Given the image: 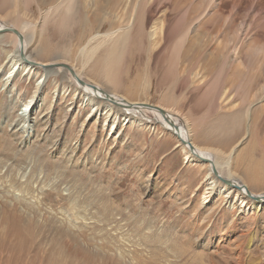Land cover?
I'll list each match as a JSON object with an SVG mask.
<instances>
[{
	"label": "rangeland",
	"instance_id": "rangeland-1",
	"mask_svg": "<svg viewBox=\"0 0 264 264\" xmlns=\"http://www.w3.org/2000/svg\"><path fill=\"white\" fill-rule=\"evenodd\" d=\"M61 1L0 0L2 22L23 34L35 25L28 54L39 64L13 70L12 52L3 51L9 34L0 37V159L43 167L50 198L59 201L55 189L64 198L55 211L74 219H34L30 238L43 262L28 246L13 264H80L59 245L63 236L77 237L91 258L84 264H264V205L256 210L233 191L222 194L217 185L229 186L218 179L207 185L208 164L184 161L160 125H134L115 111L96 115L53 71L63 61L88 82L89 69L103 80L95 64L115 49L112 77L131 100L180 115L190 140L223 173L264 193V146L253 141L254 130L264 139V0ZM109 31L126 37H104ZM165 69L169 79L161 82Z\"/></svg>",
	"mask_w": 264,
	"mask_h": 264
},
{
	"label": "bare ground",
	"instance_id": "bare-ground-1",
	"mask_svg": "<svg viewBox=\"0 0 264 264\" xmlns=\"http://www.w3.org/2000/svg\"><path fill=\"white\" fill-rule=\"evenodd\" d=\"M42 1H44V0H37L39 5H41ZM61 3H62L61 0H57V2H56L57 6H59ZM2 19H4V18H1V16H0V37L4 34L8 33L9 34V43H7V44L10 46V48L6 47V49H3V51H5V53L12 52V55H11L12 60H11V62H10V60L7 61V63H10L9 65L11 68H13V70H14V68L18 69L19 66L23 67L24 72H30V70H32V69L34 70V68H32L31 66H35V65H39V64H35L36 61H34V59H32L30 57V55L28 54V49H29V45H30L29 36L30 35L32 36L35 25H31V24L27 23L26 33L23 34L22 31H20L16 27L2 22ZM65 19H66V16L61 17L59 19V24H61ZM74 33H75V31H73L72 34H74ZM112 34L113 33H110V31H109L108 33H106L104 35V37L114 38V39L115 38H121L120 40H123L126 37V36L120 37V35H116V34L112 35ZM157 35L158 34L154 33V31L152 29V31L150 33V38H154ZM19 36H21L22 39H20ZM96 37H97V34L92 38H96ZM113 47L114 46H112L111 49ZM43 51L45 53H50L48 48L43 49ZM88 52H90V50H88ZM135 57H138V56H135ZM227 57L228 56L226 54H223V59H226ZM101 59H104V58H101ZM129 59H133V57L131 56V57H129ZM95 61H97V59ZM116 61H117V55H116V51L114 49L107 56L106 63L95 64L96 66L100 67L99 70L96 72V75L97 76L103 75L104 81L97 78L94 75V72H92L93 69H89L87 72V75L90 76L94 82H88L85 80V78L82 76V74L79 72V70H77V68L75 66H73L67 62H63V61L55 62L53 65H56L57 68L53 71L57 72V73L59 72L61 74H64V77H67L68 82H70V85H73L76 88V91L78 90V93L79 92L82 93L81 95L83 97H85V103H88L92 107L91 109L96 115L99 114L100 112L104 111L105 117H107L111 114V112L114 113V111H115L116 113H114V114H117V113L122 114L124 116V118H127L128 121H131V123H133V122L136 123L134 125L138 124L139 126L147 127V125L149 123L146 125L145 120H146V122L151 121V122H153V124L156 123V124L163 126L164 128H167V129H170L171 124L176 125V127H178V133H180L182 139L186 143H182L178 139V137H176V135L171 133L169 130L162 128L164 131L161 130V132H162V134H164L166 132H168V133L170 132L171 134H173L176 137L178 143L181 145L180 153H182L185 156L184 161L185 160H187L189 162L192 161L193 163H199V164L203 165L207 161L203 162L200 159L201 158L209 159L212 161L214 167L216 168L218 173L221 175V178L234 180L233 178L230 177V174L227 175L226 173L222 172L220 165L215 162V159L213 156H211L210 152L203 151L201 148L197 147L190 140L191 137H189V132L187 131V129L185 127V120L183 121L184 118L182 119L180 117V115L176 116L172 112H170V111H168L162 107H159V106H157V108L148 109L144 106L147 104L145 101H138V100L133 101V100H131L130 92H128L127 89L124 88V86L119 85L118 81L112 77L113 70L117 66V65H115ZM43 65H45V64H42L41 66H43ZM47 65H50V64H47ZM174 68H175V66H174ZM165 72L167 73L168 70H166ZM173 72H175V74H176V68L174 69ZM166 73L162 74V76L160 78V80L162 79L161 82L165 79H169L168 78L169 74L167 73L168 74L167 75ZM173 78H174V76H173ZM11 79H13V78H11ZM177 79H179V77ZM6 82H11V81H9L7 78ZM123 82H122V84H123ZM182 82H183V84H182ZM80 83L84 84V86L81 87L79 85ZM169 83H170V85H173L176 87V77L174 78L173 81H171ZM180 84L185 86L184 81H181ZM107 90H111L114 93H119V91H122V92H124L126 97H121V96H118L116 94L109 93V92H107ZM169 91H170V87H169ZM172 94H174V93H172ZM42 99H43V96H42ZM2 101H3V98L1 97L0 103H2ZM32 102H33V100L29 101L28 104L31 105ZM138 103H140L142 105L138 108L131 107L132 104H138ZM34 105L36 106V102ZM101 105H102V108L100 107ZM158 108L163 109V111H165V113L158 112ZM147 113H150L151 116L147 115ZM257 115L258 114H256L255 118L257 117ZM32 120L36 121L35 119H32ZM32 120H30V121L32 122ZM24 122H25V120H24ZM36 122H38V120ZM12 135H14L16 137V135H18V133L13 131ZM258 135H259L258 130H254L253 131V141H254V143H258L259 146L263 147L264 146V139L263 140L259 139ZM11 147H12V145H11ZM190 147L195 149V151H196L195 156H197V157H195L193 154H189L190 153V151H189ZM185 149H187V151ZM17 151L19 152V150H17ZM262 151H264V150H262ZM25 153H26V150H25ZM233 154H234V149H232L230 151L229 158ZM30 158H31V156H30ZM16 160H19V158ZM20 163H22V164H20ZM209 166L210 165L208 164V166H207L208 171L212 173V170ZM28 168H29V171H26ZM42 168H40L39 171H36V166L31 164L29 161H25V160L15 161V162L11 160V162H9L8 160L5 161V160L0 159V221H1L0 222V262L3 264H13L14 261L16 262L17 257L23 256L25 254L24 249L28 248V246L31 247L32 257L38 258L37 263L43 262L42 255H41L40 251H38L39 250L38 245L37 246L34 245V243H37V242L33 241L34 242L33 243L31 241L30 232H29V229H31V227H32L31 224L34 222V219H36L37 217L38 218L36 220H40L43 218V217H41L43 214H47V217L50 216L53 220H57L59 222H62V220L67 221V220L72 219L70 217V214H68L67 211H65V210L59 214L55 211L56 209L61 208L60 205H62L61 203L64 201V198L60 195V192L57 189H55L56 190L55 195L56 196L59 195L58 196L59 201L54 200V199L52 200V198H50L53 195H51L52 192L49 190L51 188H49L50 186L48 185L50 182V180L47 179L49 174L44 170L42 171ZM249 171H254V169L251 168V169H249ZM246 172H248V171H246ZM247 176H248V174H247ZM249 176H250V173H249ZM215 180H217V178L214 175H212L211 177L208 174L206 175L207 185L214 184V185H212V187L214 188L216 186V184H218V181H215ZM234 181L237 183H240L239 181H236V180H234ZM224 184H226V183H224ZM223 186L224 185H219V186L217 185L216 189H218L220 187V191H223L222 194H227L226 196H228L230 194V192L233 191L234 193H236V198L238 200H240L241 202H243L244 200H249L253 209L257 210L258 208H260L264 205V202L262 200V198L264 197V193H260V194L251 193L247 189L246 185H244L246 187L245 188L246 190H248L252 195H256V198H252V197H249L247 195V192L244 188L239 190L238 188H236L234 186L228 185L229 188L223 189ZM39 188H40V190L38 191L37 189H39ZM232 189H234V190H232ZM206 201L207 200H205L204 203ZM62 209H63V207H62ZM66 214H67V217L65 216ZM73 221H74V219H72L71 222H73ZM38 223H40V222H38ZM42 224H43V222L41 223V225ZM33 225H34V223H33ZM42 228H44V227H42ZM60 228L62 229V227H60ZM39 229H40V227H39ZM64 233H65V230L62 229L61 234L64 235ZM77 241H78V239L76 236H71L68 239L66 238V236H63V238L60 237V239H59V245L65 249H67L69 247L71 252L74 254V255L70 254V256L74 260L76 257H78V261L80 262V264H84V261H83L84 257L87 259L88 258L91 259V258L85 252V250L80 248L81 246L78 247ZM74 248H75V250H74ZM14 251H15V253H14ZM27 251H29V249ZM24 256L22 258H24ZM52 257H53V255H52ZM27 261H29L30 264L32 262L30 259ZM109 261L110 260H108V262ZM76 262H77V260H76ZM79 262H77V263H79ZM90 262H91V260H90ZM101 264H107V262L105 260H102Z\"/></svg>",
	"mask_w": 264,
	"mask_h": 264
},
{
	"label": "water",
	"instance_id": "water-1",
	"mask_svg": "<svg viewBox=\"0 0 264 264\" xmlns=\"http://www.w3.org/2000/svg\"><path fill=\"white\" fill-rule=\"evenodd\" d=\"M19 38L20 39H22V37L21 36H19ZM35 64H37V63H35ZM75 78V77H74ZM76 79V78H75ZM81 82V81H80ZM81 87L82 86H84V84H79ZM142 104H140V103H138V104H132V106L131 107H133V108H138V107H140ZM146 108H148V109H152V108H157V107H155V105H152V104H146V105H144ZM158 112H160V113H165V111H163V109H161V108H158ZM163 129H166V130H169L171 133H173L174 135H176V137H178V139L182 142V143H186L183 139H182V137H181V135H180V133H178V127H176V125H174V124H171V126H170V129H167V128H164L163 126H161ZM172 128V129H171ZM189 151H190V154H193L194 156L196 155V151H195V149H193L192 147H190V149H189ZM195 157H197V156H195ZM199 158V157H198ZM200 159V158H199ZM201 161H203V162H206L207 164H209L210 166V168H211V170H212V174L219 180V181H222L223 183H226L227 185H231V186H234V187H236V188H238L239 190H241V189H245L246 187L242 184V183H237V182H235L234 180H231V179H226V178H221V175L218 173V171L216 170V168L214 167V165H213V163H212V161L211 160H209V159H205V158H201L200 159ZM246 190V189H245ZM246 192H247V195L249 196V197H252V198H256V195H252L248 190H246ZM262 200H263V202H264V197L262 198Z\"/></svg>",
	"mask_w": 264,
	"mask_h": 264
}]
</instances>
